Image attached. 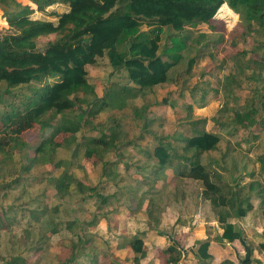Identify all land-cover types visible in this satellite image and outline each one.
<instances>
[{"label":"trees","instance_id":"trees-1","mask_svg":"<svg viewBox=\"0 0 264 264\" xmlns=\"http://www.w3.org/2000/svg\"><path fill=\"white\" fill-rule=\"evenodd\" d=\"M24 1L26 4L18 0H0V18L7 26L0 33V87L3 86L0 89V195L6 197L12 190L25 188L22 184L36 179L28 177L33 165L49 163L61 170L57 176L50 175L46 179L58 202L65 204L75 196L77 204L91 199L101 208L112 201L138 196L143 181L156 184L166 175L165 168L174 166L172 171H175L177 185L190 180L202 187L201 200L209 206L213 215L211 221L219 224L216 226L219 234L213 240L219 243L241 240L243 231L238 227V221L253 212L252 198L258 199L259 214L264 215V187L258 178L252 179L246 188L240 185L244 166L230 161L226 153L220 159L210 158L203 162V156L215 151L220 142L218 135L204 129V119L188 122L192 127L189 136L156 131L153 128L157 118L147 112L155 103H147L143 98L140 108H134L128 114L129 120L114 116L107 125L89 127L88 133L94 134L87 136H83L82 127L92 123L105 109L123 112L130 99L150 95L167 84L178 85L180 77H185L183 81H186L195 61L204 54L212 55L207 42L212 36L198 32L193 36V29L205 26L216 33L214 16L226 4L242 22V35H256L257 39L253 49L230 56L233 72L222 79L225 110L231 94L239 88L235 83L237 77H243L247 82L253 80L255 86L253 97L244 103L243 110L233 108L232 118L216 119L214 124L220 130L238 126L250 129L257 124L264 128V120H257L259 111L264 109V0ZM53 4L67 7L64 12L49 13L55 20L30 17L35 12L31 6L42 12ZM47 37L51 39L40 43V39ZM221 41L211 42L215 46ZM237 44L238 41L232 42L234 47ZM100 60H106L110 67L112 82L98 98L94 86L88 83L87 68L97 66ZM248 70H251L249 74ZM198 88L203 91V100L207 91L199 87V83L191 91ZM213 91L220 92L218 89ZM158 103L173 105L175 102L164 98ZM183 105L191 112L193 105ZM199 123L202 127L197 128ZM36 126L42 134L36 145H30L23 134ZM47 129L54 131L48 136ZM57 133L68 136L60 142L53 141ZM78 134L82 137L80 143ZM143 139L152 143L143 147ZM131 147L145 155L146 165L139 172L140 180L124 182L121 187L119 183L124 179L114 174L109 165L111 157L121 158ZM59 149L69 151L68 158L55 161L54 155ZM31 150L33 155L28 156ZM14 155L18 157V166L12 164ZM79 156L84 160L98 157L99 182L111 183L115 189L111 194L100 193L96 185L86 186L76 179L71 168L82 169ZM258 162L264 172V155ZM232 177H237L234 185L230 183ZM243 190L246 191L244 195ZM158 193L159 190L152 188L140 193L139 210L150 197L151 205L145 209L148 224L157 221L155 206L160 198L154 196ZM29 205L27 213L20 219L16 218L18 209L12 206L0 217L1 230L22 225V221L26 224L20 235L11 236L7 264L98 262L101 251L94 248L96 234L92 230L101 218L114 216L115 210L101 215L93 213L86 221L67 213L60 218L59 205L48 206L44 199L37 206L32 201ZM232 219L237 223L233 224ZM61 232L67 233V241L60 252L46 259L50 237ZM158 234L166 240L164 246L156 249L155 258L159 264H180L185 253L183 243L167 232ZM211 240L207 236L194 241L191 254L197 264L211 260L208 254ZM105 245L108 250L109 242ZM260 245L264 248V243ZM118 248L132 254L131 264H141L147 253L142 232L124 238L116 246ZM29 252L35 259L26 254ZM113 257L111 264H120L119 259Z\"/></svg>","mask_w":264,"mask_h":264},{"label":"rangeland","instance_id":"rangeland-1","mask_svg":"<svg viewBox=\"0 0 264 264\" xmlns=\"http://www.w3.org/2000/svg\"><path fill=\"white\" fill-rule=\"evenodd\" d=\"M18 1L26 4L24 0ZM31 7L35 11L31 14V18L51 21L55 20V17L49 13H61L67 9L66 5L61 4H53L42 12L36 11L34 6ZM213 25L216 26V33L214 34L205 26L193 29V31H195L193 36H196L197 32L212 36L209 37L207 41L210 43V48L208 50L212 52V55L209 56L204 54L195 61L191 69V74L189 75V80V76L186 81H183L185 77L181 78L176 74L175 76L180 77L178 85L167 84L168 86L157 88L155 92L150 95L130 99L128 100L127 108L124 109L123 112H119L117 109H105L94 118L92 123L90 122L82 127L83 136L94 134L88 133L89 127L96 124L107 125V122H110V118L112 120L114 116L129 120L127 118L128 114L132 109L140 108L145 99L147 103H155V105H152L147 110L150 116L157 118L156 123H154V130L174 136H177L178 133L189 136L192 127L188 122L204 119V129L218 135L220 137V142L215 151L209 155L203 156V162H208L210 158H214L215 160L220 159V157L226 153L230 161H235L237 164L239 163V165L241 163L244 166L243 171L240 173V185L246 188L252 179L256 180L258 178L259 182L264 187V172L260 169V164L258 162V158L264 155V128H260V125L257 124L250 129H243L238 126L231 127V129L227 128V130H220L214 124L216 119L222 121L224 118L226 119L227 116L232 118V109L238 108L241 110L244 103L253 97L254 81L251 80L247 82L243 77H237L235 83L239 84V88H235L231 94L229 105L227 106V110H225V93H223L222 89V79L228 73L233 72L230 56L241 50L253 49L257 37L256 35H250L248 37L242 35L244 32L242 22L226 4L216 12ZM5 27H7L6 23L0 18V33L3 32ZM50 39V37L42 38L40 39V43L43 44ZM219 39L222 40L221 43L214 46L211 41ZM234 40L238 41L236 47L232 46ZM87 71L88 83L94 86L98 98L102 97L112 82V78H110L111 69L107 66L106 60H100L97 66L88 67ZM252 71L255 70L252 68ZM250 72L251 70H248L247 73L249 74ZM262 75L264 76V71ZM196 83H199V87L207 91L203 100H201L203 92L201 89L198 88L195 92L191 91V88H193ZM0 89L2 90L3 86L0 87ZM213 89H218L220 92L217 94ZM164 98L174 101L175 103L173 105H160L158 102L163 101ZM183 104L193 105L191 112H187ZM257 118L258 121L260 119L264 120V109L259 111ZM159 122H161L160 125L163 127V130H161ZM131 125H133L132 122ZM199 127H202L200 123L197 128ZM52 131H54V129H47V135L49 136ZM41 134L42 133L39 132L36 126L32 130L26 131L23 134V138L30 145H36ZM67 136L68 135L63 133H57L53 137V141L60 142ZM81 138L80 135L78 143L81 142ZM148 143L151 144V140L146 141V139H143L141 142L143 147ZM177 144L176 142V145ZM82 151L83 150H81V152ZM140 153L141 152H138L136 148L131 147L121 158L111 157L112 161L111 165H109V169L114 174L121 177V179H124L119 183L121 187L124 185V182H132L135 179H141L139 172L141 168L146 165V158L144 154ZM69 154V151L59 149L54 155V160L57 161L68 158ZM32 155L33 152L31 150L28 156ZM108 157L110 158V156ZM98 160V157H91L84 160L83 156H79L78 163H82V169L73 166L71 171L75 174L76 179H79L84 185H96L98 192L111 194L115 190L111 183H106L105 181L99 182L101 180L99 177L101 167L100 164H98ZM12 164L18 166L17 155H14ZM173 168L174 166H172V168L166 167L164 170V172L166 171V175L162 178L160 177L156 184L143 181V185H139L141 190L138 196L132 198L127 197L126 199L120 200V202L112 201L108 206L98 208L96 205L97 202L91 199L86 200V203L77 204L76 201L78 200L75 196L65 204L58 202L54 197V190L49 186L46 179L50 175L57 176L61 170L55 169V167L49 163L33 165L28 177L30 180L36 177L34 181H27V183L22 184L25 188L12 190L6 197L0 195V217L3 216V213L9 206H12L11 208L18 209L16 218L20 219L22 214L27 213L26 210L28 209H26V207L31 201L37 206L41 204L43 199L48 206L59 205L60 218L65 217L67 213L70 217H77L89 221L93 213H99L101 215L105 214L107 211L115 210L116 213L114 216L109 217L107 215V218H101L96 228L92 230L95 231L96 234L94 248L101 251V255L98 257V262L96 264H111L110 258L113 256L119 259L120 264H131L130 259L132 258V254L120 248L116 249V246L122 243L124 238L134 236L141 232L143 233V241L147 248V253L140 263L155 264L152 261L157 260L155 258L157 252L155 245L152 243V239L155 236H160L158 232H167L172 235L175 240H179L180 242H186L189 237L193 238V231L196 229L200 231L201 235H212L213 237H210L212 240L215 237L214 234L219 233L216 227L219 226V224L215 221H211L213 220V215L210 212L209 206L206 202L201 200L202 197L200 196V192L202 191V187H198L197 182L190 180H184L182 184L177 185L175 171H172ZM48 172L51 174H48ZM236 181L237 177H232L230 182L231 185H234ZM151 188L159 190L160 193L156 194L154 197H159L160 200L155 206L156 211H158L155 214L157 216V221H151L148 224V217L146 216L145 209L151 205L149 200L150 197L142 203L140 210L137 207V203L142 190ZM245 193L246 191H244L242 195ZM257 200L258 199L255 198L251 200L255 208L258 206ZM231 222L233 224L237 223L236 219H232ZM21 223L22 225L9 226V230L5 228L4 230L0 229V264H7L9 262L10 255L8 252L12 247L11 236L15 234L20 235V233L23 232L22 230L26 224H24V221ZM238 227L243 230L248 229L251 231V234H248L250 237H247L243 232L242 237H246V241H250V245L255 246L253 241H257L256 231L258 230L260 233H264V215L259 218L257 210H254L250 212L247 217L238 221ZM212 229H214L213 232ZM162 238L164 240V237ZM67 239L68 235L66 232L51 236L46 250V259H50L54 254L60 252L61 246ZM106 241L109 242L108 250L105 245ZM188 241L190 242L191 240ZM17 251L19 250L16 249V252ZM26 254L30 255L31 259H35L32 252ZM79 262L82 263V259H80ZM86 264H89V262H86Z\"/></svg>","mask_w":264,"mask_h":264},{"label":"crops","instance_id":"crops-1","mask_svg":"<svg viewBox=\"0 0 264 264\" xmlns=\"http://www.w3.org/2000/svg\"><path fill=\"white\" fill-rule=\"evenodd\" d=\"M254 210H257V215H259V218H261V215L259 214V205L257 208L254 207L253 211ZM244 230L243 233L246 234L247 237H250L248 234H251V231L248 229ZM213 231L214 229H212V232ZM215 235L216 234H214V236ZM193 236V238L189 237L186 242H182L185 253L180 264H197V260L194 258L193 254H191V249L195 247L194 241L196 239H203L207 237V235H201L200 231L196 229L193 231ZM209 236L213 237L212 235ZM256 239L257 241H253L255 246H251L250 241H246V237H242L241 240H235L234 242L230 243H219L217 241L211 240L208 247V254L211 257V260L205 264H264V248H262L260 245L264 243V234L257 230ZM152 240V243L155 245L156 249L158 247L164 246L165 244V238L163 240V238L160 236H155ZM188 240L191 241L189 242ZM152 262L158 264L157 260Z\"/></svg>","mask_w":264,"mask_h":264}]
</instances>
